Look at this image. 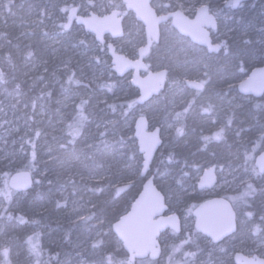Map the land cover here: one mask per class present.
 <instances>
[{"label":"trees","instance_id":"16d2710c","mask_svg":"<svg viewBox=\"0 0 264 264\" xmlns=\"http://www.w3.org/2000/svg\"><path fill=\"white\" fill-rule=\"evenodd\" d=\"M4 1L7 5L8 0ZM155 2L157 1L153 0L154 7L158 13L162 14V9L156 7ZM66 5L69 8L76 6L80 11L83 7L89 8L90 11L98 8L96 0H91V3L89 0H75L73 3L64 4L61 0H12L11 5L2 7L4 12L0 16V72L4 75L3 80L0 81V92L3 91L0 95V106L7 103L12 104L10 96L13 93H26L27 97L24 101L33 109L26 118L22 116V119L30 124L32 130L27 136L29 144H27L28 151L26 152L30 163L24 167L19 163L9 165V160L6 159L0 160V245H5L0 247V264H6L3 255L5 248L9 249L7 264H35L37 257L31 251L29 237L33 238L32 244L39 249V259L43 264H97L100 253L91 245L97 239H105L110 250L116 240L115 233L110 231V228L113 229L114 223L128 212L145 182L141 176L142 156L139 154L134 137V122L137 118H134V112L138 106H130V102L137 98L138 90L131 84L130 77L118 78L115 75L116 78L100 80L98 85L87 86L82 79L72 76L73 81H78L74 83L83 85L91 95L84 99L88 103L83 106L84 115L88 119L83 122L79 135L75 138L76 143L70 145L68 150L59 145L73 139L70 133L77 127V113L80 108L77 104L61 107L56 101L67 85L71 84L68 81L69 77L65 79L58 76L56 79H49L45 76L44 86L41 85V80L33 85H29L30 81L23 80L24 68L20 63L21 57L12 50V46L17 45L23 50L25 40L20 34L29 28V22L26 20L28 12L32 9L40 10L39 17L42 20L67 17L68 13L61 11V8ZM118 7L122 9V3L118 4ZM8 8L11 10L9 11ZM224 8H229L235 14L244 10L249 15H256L264 10V0H252L242 4L236 10L231 7L230 0H228ZM42 12L46 14L42 15ZM49 12L51 14L47 16ZM125 14V21L127 15L134 18L133 14ZM248 14L245 15L246 19ZM41 21L36 24H40ZM134 21L135 25L140 27L142 39H145L143 46L146 41L144 27L136 19ZM54 24L55 33L61 34L66 31L60 27L63 24L62 20L57 19ZM73 26L75 29L81 27ZM165 28L166 25H163L162 38L165 35ZM173 33L179 43L168 42L164 58L158 62L152 61L153 55L157 51H162L165 45L162 39L158 45L153 47L148 57L152 69L167 68L169 70L168 84L177 76L190 79L195 77L193 70L188 69L190 65H193L187 62L189 59L195 61L201 56H206L214 62L211 67L202 66L207 72L205 89L200 94L189 90V94L179 99L174 107L177 111L182 110L195 95L196 104L191 107L183 120L184 134L182 136L176 133V127L181 125L175 122L172 109L170 110L172 113L164 119L170 109L165 103V98L161 100L163 108L160 118L151 117L154 111L147 115L152 126L162 127L164 140L151 166L150 174L155 177L158 188L166 196L170 211L179 213L182 226L183 216L193 218L194 207L212 196H223L232 202L238 213V231L222 242L226 244L221 249H224L227 255L222 251L217 255L226 256L227 263L229 264L230 261L234 264L230 254L237 251L236 246L248 238L247 235L256 236V232L261 231L262 224L260 217L264 205V175L257 172L253 157L260 149L264 150V139H262L264 136V96L260 99L243 96L238 92L237 85L253 68L264 65V41L259 44L247 43L248 46L245 48L238 46L235 53L238 56L230 62L227 57H231L232 47H228L230 52L228 55L225 44L220 53L209 56L206 51L179 35L175 30ZM86 35L89 36V33ZM68 41L73 43L71 39ZM100 49L106 50L103 46H100ZM161 96L162 94L152 101ZM32 97H40V100L45 101L47 114L42 119L36 117L34 109L37 101L31 103ZM209 101L215 107L211 112L206 113L203 108ZM80 103L81 101L79 105ZM90 108H92L91 116L87 111ZM73 110L75 114L68 118L69 122L62 128L53 130L55 124L64 117L65 113ZM21 114L24 115V112ZM100 116L103 118L100 119ZM97 121H101L104 128L96 127L100 123ZM228 121H231V124L225 127L223 139H212L207 142L203 139L205 136H213ZM167 122H174L175 127L168 132L169 135L165 136ZM24 127L22 126V129ZM37 130L41 133L39 137L35 136ZM101 132L104 133L103 136L100 135ZM44 133H48L44 138L50 144L58 142L55 144L57 147L49 149L47 153H42L39 149ZM34 150L35 159L32 156ZM233 156L237 158L236 162L242 164L245 162V157H248L247 166L243 168L242 173L251 176L248 182L253 184L256 191L244 197L243 201L232 199L240 196L246 189L247 184L241 183L224 194L216 192L204 196L197 189V183L203 171L212 165L220 167V164ZM28 166L32 167L34 187L23 193L11 190L8 186L10 176L19 171H28L24 170ZM35 169L42 172V175H38ZM126 184L130 185L129 190L119 194L118 188ZM97 189H102V191ZM93 205H95L94 208ZM240 205L244 209L240 208ZM181 206L187 208L182 210ZM242 211L253 213L252 217H247L248 232L244 230L240 221ZM80 215H92L93 219L84 223L79 220ZM20 216L25 218V223L20 222L18 219ZM99 219H102L104 223L100 224ZM32 221H38V223H32ZM257 226H259L258 230H256ZM101 232L107 235L101 237L99 235ZM195 233L197 232L194 225L189 229L183 228L180 234L172 231L165 232L161 237L164 248L163 255L158 260L159 264H169L170 256L172 264L185 260L187 264H192L191 258H186L184 253L197 251L195 245L185 244L180 252H173V247L180 245L183 239ZM8 238H11L10 242L7 241ZM208 241L199 234L198 243L202 251H197L195 264H209L216 247L222 244H215L213 247V244ZM210 251L212 255H209ZM126 254L123 249L118 258L124 259Z\"/></svg>","mask_w":264,"mask_h":264},{"label":"rangeland","instance_id":"374dc122","mask_svg":"<svg viewBox=\"0 0 264 264\" xmlns=\"http://www.w3.org/2000/svg\"><path fill=\"white\" fill-rule=\"evenodd\" d=\"M75 0H61L62 4L71 2ZM155 6L161 8L162 13L171 11V10H182L189 16H194L196 11L201 7V5H209L211 12L216 15L219 21V28L217 32L214 33V40L216 43H224L227 46V55L230 54L228 47L233 48L231 57L228 56L227 60L232 62L234 58L238 56L236 50L238 46L243 48L247 47L248 44L245 41H250L252 44H259L264 41V10L259 11L256 15H249L248 18H245L246 13L244 10L241 13L235 14L230 11L229 8H224V5L228 0H156ZM232 0H230L231 4ZM98 6L94 11L99 15H104L112 11L117 7L113 5L121 4V0H96ZM183 4L184 8L181 9L177 5ZM5 1H0V16L4 12L3 6ZM194 6V7H193ZM119 8V7H118ZM90 12L89 8L83 7L81 13L83 15H88ZM40 10L32 9L27 14L28 27L26 31H22L20 34L25 40L23 50L17 45L12 46V50L15 51L20 57L23 69L22 75L24 76V81H30L29 85H33L35 82L40 81L42 86L46 84V81H43L44 77L47 76L49 79L56 77H64L67 79L69 76H76L82 79V82L89 86L98 85L100 80H110L112 77H115V73L111 70V60L107 55L106 50L100 49V44L95 40L92 34L87 36L86 32L82 27L75 29L73 26L70 31H64V33L57 34L53 31L54 23L57 19L62 20L63 23H66V17L53 18L50 20H42L39 17ZM50 12L47 16H50ZM134 16V15H133ZM247 16V15H246ZM135 18V17H134ZM132 16L127 15L125 21V37L117 40L115 43L118 47V50L122 53L129 55L130 57H137L138 49L142 46V43L145 39L141 37L140 27L135 25V19ZM42 20V21H41ZM41 21V23L36 24V22ZM174 29L171 24H167L164 30V36L162 38L165 45L162 47V51H157L153 55L154 62H158L161 58H164L166 55V44L172 42L174 44L179 43V40L176 38L173 33ZM71 39V41H68ZM83 40L84 43L81 44L80 41ZM235 47V48H234ZM240 47V48H242ZM25 53V56H24ZM31 53V55H29ZM201 56L195 61L187 60V62L193 63L188 69H192L196 79L200 81L201 79L206 80L207 76L204 75L205 63L207 67L213 64L214 61ZM203 61V62H202ZM150 65V60L148 59ZM202 66H204L202 68ZM206 68V67H205ZM158 69V68H154ZM131 78V74L126 76ZM190 79L184 76H177L172 81L169 82L168 87L162 94L161 98H158L152 101L150 104L145 106H140L135 110L136 118L140 114L148 115L151 111H154L152 114L153 119H158L161 116V111L163 108L162 99L165 98V103L170 107L168 113L164 116V119L167 118L176 107V103L179 99L186 97L189 94V89L185 84V80ZM3 91L0 92L2 95ZM91 94L87 92V89L83 85H76L74 82L68 84L67 87L62 91L61 95L57 99V103L61 107L68 106H77L82 99L89 97ZM25 94L13 93L10 96L11 103L3 104L0 106V160H9L8 164L19 163L21 166H26L30 163L29 157L26 156L28 151V140L27 136L31 133V126L23 117L26 118L33 107H29V104L24 101ZM36 98V99H35ZM32 97L31 103L37 101L36 108V117L42 119L47 111L45 109V101L40 100V97ZM95 107L97 105H94ZM92 108L88 109L89 116L92 115ZM91 111V113H90ZM24 112V115L21 114ZM73 111H68L65 113L64 117L60 119L58 123L55 124V129H60L65 126L69 120L68 118L74 115ZM23 116V117H22ZM93 117V116H92ZM95 118V117H94ZM103 116H100V119ZM99 119V120H100ZM96 125V127H103L101 121ZM22 126L24 127L22 129ZM175 127L174 122H167L165 124V130L167 131L166 135H169L168 132H171ZM52 130V131H53ZM48 133L43 134V139L39 143V149L42 153H47L49 149L57 147L55 144L48 142L44 137ZM260 149L257 154L262 151ZM256 154V155H257ZM250 155V154H249ZM250 157V156H249ZM255 157H253L254 160ZM237 158L235 156L224 161L220 164L219 167V183L211 191H203L204 196L212 195L216 192L224 194L227 191L235 189L238 185L243 183L242 181H248L251 179L250 175L246 173L243 174L244 167L241 162H236ZM32 172V167L28 166L27 169ZM34 171V170H33ZM38 175H42V172L35 169ZM77 203V202H74ZM186 206H181V209H186ZM240 208L244 209L240 205ZM77 210V208H75ZM242 217L240 219L241 224L244 227L246 232L249 231L247 224V216L245 212L242 211ZM264 214V205L263 211ZM246 223V225H245ZM194 225V218H188L187 215L183 216V228L189 229ZM247 234V233H243ZM246 236V235H245ZM245 238L236 246V250L243 252L247 255L258 254V256L264 258V223L261 224V231L256 232V236ZM8 242L11 241V238L7 239ZM226 243L220 244L216 247L214 256L209 261V264H228L226 256L217 255L221 253V248L225 246ZM5 246L4 244H2ZM0 245V247H2ZM223 246V247H222ZM234 254V253H233ZM233 254H230L233 257ZM212 255V254H211Z\"/></svg>","mask_w":264,"mask_h":264},{"label":"snow or ice","instance_id":"6c2138e0","mask_svg":"<svg viewBox=\"0 0 264 264\" xmlns=\"http://www.w3.org/2000/svg\"><path fill=\"white\" fill-rule=\"evenodd\" d=\"M89 3H91V0H89ZM240 3V0H232L231 7H236ZM12 4V0H8V4L4 5V7H8V5ZM179 8L183 9L184 5L180 4L177 5ZM113 7H117V5H113ZM128 7H135L137 12L141 14V18L144 20V22L149 26L150 30L154 29V26L159 24L161 21H167L168 17L166 16H159L157 17L151 10L150 6L146 2H139V3H129ZM194 7V6H193ZM10 11L11 9L8 8ZM62 12L65 13H71L67 15L66 23H63L60 25L63 29H68L70 27V24L75 17L78 9L76 7L65 6L61 8ZM208 7L206 5H201V7L198 9L199 15L197 16V21L195 24H189V22L186 21L185 18L182 16V12H172L171 15L176 20H184L185 24L188 25V27L195 32H204L205 26L208 27H215L216 22L213 19L211 15L208 14ZM42 15L46 14V12H42ZM118 15V13H113L112 17H104L103 20L97 19L95 16L90 17L89 21H85V23H89L90 28L93 31H96L97 33H100L104 30H110L113 32V35L117 34L118 29L115 27V20L114 18ZM155 34L157 37V40L159 39V29H155ZM81 44L84 43L83 40L80 41ZM151 38L148 41L147 47H151ZM245 43H250V41H245ZM210 50L213 52H218L220 50L221 45H216L215 47H212L209 45ZM146 48H140V55L143 56L145 54ZM31 55V53H29ZM203 62V61H202ZM138 66V62H137ZM205 67H207V64L205 63ZM3 73L0 72V81L3 80ZM205 76H207V72L204 73ZM167 77V71H161L155 74V77H149V88L148 91L154 90L153 85L155 88H159L162 84V81ZM69 83H78V81H73L72 76H69L68 78ZM207 83L206 80L201 79L199 82H192L189 80H185V84L190 86L191 88H194L197 90L196 94H200L204 90V86ZM19 87V85H17ZM111 86H109L110 88ZM242 90H255V91H264V75L261 76L259 80L255 79V74L252 78H250L248 81H245L241 84ZM147 94V93H146ZM50 95V94H49ZM141 100H143V97H141ZM88 101L82 99L79 106L80 111L77 113V127L76 129L70 133V135L73 137V139L69 140L67 143H61L59 146L65 150L69 149L70 145H74L76 143V136L79 135L80 128L83 126V122L88 119L87 116L84 115V109L83 106L87 104ZM183 103V102H182ZM196 104L195 95L193 98L187 103L185 107L182 108V110H175L173 109V117L177 124H180V127H176V133L178 136H182L184 134V128H183V120L186 117L187 113L191 109L192 106ZM179 107V105L177 106ZM215 105L212 102H208L207 106L203 108L204 112H211L214 109ZM140 122H144V117L141 115ZM215 123V121H213ZM231 124V121H228V123L221 127L218 132H216L213 136H205L203 139L207 142L212 139L215 140H221L223 139V133L225 130V127ZM69 127H72L69 125ZM41 133L37 130L35 132V136L39 137ZM101 136L104 135L103 132L100 133ZM262 139H264V136H262ZM158 140V137L150 138L147 141V147L144 149V151L149 152L152 150V145L156 143ZM33 148L35 149V145H33ZM33 159H35L36 153L35 150L32 153ZM171 159V157H169ZM148 160L145 158L144 164L147 165ZM248 163V157H245V162L241 167H246ZM253 171H255V168H253ZM259 173H264V157H261V163L259 165ZM243 183L247 184L246 189L243 193L240 194V196L233 197L234 200H242L244 197L252 195L256 189L253 187V184L248 181H242ZM31 180L28 177V174L25 173L23 175L22 180L14 181L12 187L16 188H27L30 186ZM36 183H39V181H36ZM98 191H102V189H97ZM119 191V189H118ZM10 198V194H9ZM163 197L159 193H154L153 197L149 198L147 201L141 202V211L139 216L137 217L135 223H130L131 218L125 217L120 220H118L114 225V233L116 236L115 243L111 245L110 250L108 249V245L106 243L105 239H97L91 246L94 250L98 251L100 253V258L97 261V264H159V261L156 259L160 255V249L159 245L157 244L155 237L157 233L159 232V229L164 226L165 224H171L172 228L174 230H179L177 225V218L175 216H170L167 218V220H161L159 222L154 221L152 218L155 217L163 208ZM59 207V203L57 204ZM93 208L95 205L92 206ZM7 211V210H5ZM247 217H252V212H246L244 214ZM197 216L199 219L196 221V229L197 233L190 234L188 237L182 240L180 245H176L173 247V252H180L185 244L188 245H195L197 251H202L200 249V244L198 243L199 239V233H205L207 237H210V240L208 243L213 244V247H215V242L221 240L222 237L229 233H234L237 229V217L236 214L231 210V207L228 204H221L219 207L215 208L212 212L202 211L198 212ZM11 218V216H9ZM21 223H25V218L23 216L18 217ZM92 215H80L79 220L87 223L88 221L92 220ZM261 222L264 223V214L260 217ZM32 223H38V221H32ZM99 223L103 224L104 221L102 219H99ZM257 226V229L258 230ZM110 231H113L112 228H110ZM191 232V230H189ZM101 237L106 236L105 233L99 234ZM32 237L28 238V242L31 245V251L32 253L37 257L35 264H43V262L39 259L40 251L36 247V245L32 244ZM123 249L127 250V254L124 259L118 258L121 254V251ZM197 251H190L185 252L184 256L186 258H191L192 264H195L196 258H197ZM222 252L226 251L224 249H221ZM3 255L5 257V262L7 264V257L9 255V249L5 248L3 250ZM209 255H211V251L209 252ZM237 261H241L242 264H264V259H258L257 257L253 256L250 260L242 259L239 255L236 256ZM169 264H172V257H169ZM175 264H187V260L181 262L176 261ZM229 264L231 262L229 261Z\"/></svg>","mask_w":264,"mask_h":264},{"label":"water","instance_id":"95a60500","mask_svg":"<svg viewBox=\"0 0 264 264\" xmlns=\"http://www.w3.org/2000/svg\"><path fill=\"white\" fill-rule=\"evenodd\" d=\"M252 0H240V3L236 6L233 7V9H238L242 4L248 3ZM121 2L124 5V10H126L128 13H131L134 15L135 19L137 22L142 24L144 27L145 31V37L146 41L143 46L140 48H146L145 54L143 56L140 55V48L138 49V55L135 58H131L125 53H122L118 50V47L116 45V41L119 39H122L125 37V28H124V21H125V15L121 9H113L112 11L105 13L104 15H99L95 11H90L88 15H83L80 12V9L76 6L78 11L73 18L70 27L68 29H65L66 31L70 30V28L73 25L81 26L84 28L85 32L92 34L95 38V40L102 46H105L107 49V54L110 57L111 60V70L115 73V75L118 78H124L127 75L131 74V84L138 90V96L135 98L132 102H130V106H145L148 104L150 101L155 99L156 97H159L165 90L168 84V77H169V70L167 68L159 69V70H154L150 67L148 64V57L155 45H158L161 42V28L165 24H171L174 30L176 32L185 37L188 38L192 43L204 47L207 49V51L210 54H218L222 51L223 46L220 43H214L212 33L216 32L219 28V21L218 18L216 17L215 14L211 12L210 6L206 4L208 7V14L213 17V19L216 22L215 27H208L205 26L204 32H195L192 31L188 25L185 24L184 20H176L171 13L172 12H182L183 18L186 19L189 24H195L197 21V16L199 15L198 10L196 11L195 15L193 17H190L186 13H184L182 10H174L170 11L167 13H158L156 8L153 6V0H121ZM139 2H146L152 12L157 16H166L168 17L167 21H161L159 24L154 26V29L150 30L149 26L144 22V20L141 18V14L137 12L135 7H128L129 3L135 4ZM118 13V15L114 18L115 20V27L118 29L117 34L113 35V32L110 30H104L100 33H97L96 31H93L89 23H85V21H89L90 17L95 16L99 20H103L104 17H112L113 13ZM71 14L70 12L68 15ZM155 29H159V39L157 40L156 34H155ZM151 38V47H147L148 41ZM221 45L220 50L218 52H213L210 50L209 45L212 47H215L216 45ZM138 62V66H137ZM161 71H167V77L162 81V84L159 88H155L153 85L154 90L148 91L149 88V77H155V74ZM255 74V79L259 80L262 75H264V65L258 66L253 68L248 75L238 83L237 85V90L238 92L243 95V96H249L253 97L255 99H260L264 96V91H255V90H242L241 84L244 83L245 81H248L250 78H252ZM189 81L192 82H199L196 79H188ZM188 89L197 91L194 88H191L190 86L186 85ZM205 89V86H204ZM147 93V94H146ZM141 97H143V100H141ZM144 117V122H140V116H138L134 122V137L137 141V146H138V151L139 154L142 156V168H141V176L145 179V182L143 184L142 190L136 197L135 201L132 203L130 209L128 212H126L120 219L125 218V217H130L131 221L130 223H135L137 217L140 214L141 211V202L147 201L149 198L153 197L154 193H159L164 199H163V208L162 210L152 219L156 222L163 220H167L168 217L170 216H175L177 218V225L179 230H174L171 226V224H165L159 229V232L157 233L155 240L157 244L159 245L160 249V255L156 258L157 260H160L162 255H163V245L161 242V237L162 235L167 232V231H173L176 234H180L182 232V221L179 213L177 212H172L169 209L168 203L166 196L163 194V192L158 188L156 182H155V177L150 174L151 172V166L163 146V135H162V127L161 126H152L150 123V120L147 115L142 114ZM158 137V140L156 143L152 145V150L149 152L144 151V149L147 147V141L150 138ZM261 157H264V150L261 151L259 154L256 155L255 160H254V165L256 169L259 172V165L261 163ZM147 158L148 163L147 165L144 164V160ZM27 173L29 179L31 180L30 186L27 188H16L12 187L14 181L22 180L23 175ZM264 175V173H260ZM219 178H218V167L217 165H212L209 168L205 169L197 183V189L202 192V191H211L213 190L216 185L218 184ZM8 185L9 188L13 191H16L18 193H23L30 191L34 187V177L32 172L30 171H19L14 174H12L8 180ZM130 185L126 184L123 186H120L118 189V193L121 194L127 190H129ZM221 204H228L231 207V210L236 214L237 217V229L234 233H229L225 235L224 237L221 238V240L216 241L215 244H220L227 240L228 238L232 237L235 235L238 231V216L237 212L231 203V201L223 196H212L199 205H197L193 209V218H194V229L197 232L196 229V221L199 219L197 216L198 212L202 211H207V212H212L215 210V208L219 207ZM119 219V220H120ZM116 223V222H115ZM114 223V225H115ZM114 225H113V232H114ZM206 237L208 240H210V237H207L205 233H199ZM125 252L127 253V250L124 249ZM239 255L242 257V259H247L250 260L253 256L257 257L258 259H264L263 257L258 256V254L254 255H247L243 252L236 251L233 255V262L234 264H242L241 261L236 260V256Z\"/></svg>","mask_w":264,"mask_h":264},{"label":"flooded vegetation","instance_id":"af4514ba","mask_svg":"<svg viewBox=\"0 0 264 264\" xmlns=\"http://www.w3.org/2000/svg\"><path fill=\"white\" fill-rule=\"evenodd\" d=\"M213 36H214V33H213ZM221 44L223 45V49H224V47H225V44H224V43H222V42H221ZM200 48H202V50H204V51H206V52L208 53V51H207V49H206V48H204V47H200ZM208 55H209V56H214V55H212V54H209V53H208ZM218 172H219V167H218Z\"/></svg>","mask_w":264,"mask_h":264},{"label":"bare ground","instance_id":"6f19581e","mask_svg":"<svg viewBox=\"0 0 264 264\" xmlns=\"http://www.w3.org/2000/svg\"><path fill=\"white\" fill-rule=\"evenodd\" d=\"M34 177V176H33Z\"/></svg>","mask_w":264,"mask_h":264}]
</instances>
